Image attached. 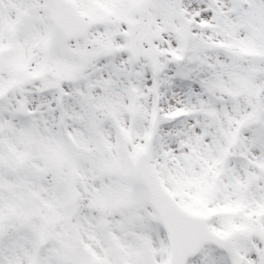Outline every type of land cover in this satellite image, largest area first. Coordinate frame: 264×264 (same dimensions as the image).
<instances>
[{
    "label": "snow or ice",
    "instance_id": "1",
    "mask_svg": "<svg viewBox=\"0 0 264 264\" xmlns=\"http://www.w3.org/2000/svg\"><path fill=\"white\" fill-rule=\"evenodd\" d=\"M0 264H264V0H0Z\"/></svg>",
    "mask_w": 264,
    "mask_h": 264
}]
</instances>
